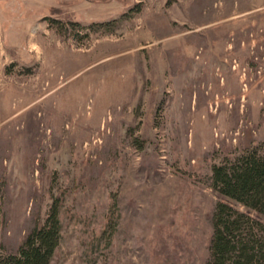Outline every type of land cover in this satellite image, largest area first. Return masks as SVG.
I'll use <instances>...</instances> for the list:
<instances>
[{
	"label": "rangeland",
	"instance_id": "1",
	"mask_svg": "<svg viewBox=\"0 0 264 264\" xmlns=\"http://www.w3.org/2000/svg\"><path fill=\"white\" fill-rule=\"evenodd\" d=\"M263 139L264 1L0 0V253L57 198L50 264H205L217 201L264 223L210 167Z\"/></svg>",
	"mask_w": 264,
	"mask_h": 264
},
{
	"label": "trees",
	"instance_id": "2",
	"mask_svg": "<svg viewBox=\"0 0 264 264\" xmlns=\"http://www.w3.org/2000/svg\"><path fill=\"white\" fill-rule=\"evenodd\" d=\"M209 187L220 196L264 216V139L210 167ZM113 209L116 202L112 201ZM60 205L52 198L45 217L14 252L0 253V264H50L59 244ZM205 264H264V223L220 200L211 214ZM114 228L102 232L109 242Z\"/></svg>",
	"mask_w": 264,
	"mask_h": 264
},
{
	"label": "crops",
	"instance_id": "3",
	"mask_svg": "<svg viewBox=\"0 0 264 264\" xmlns=\"http://www.w3.org/2000/svg\"><path fill=\"white\" fill-rule=\"evenodd\" d=\"M252 1H258V0H252ZM261 1H264V0H261Z\"/></svg>",
	"mask_w": 264,
	"mask_h": 264
}]
</instances>
